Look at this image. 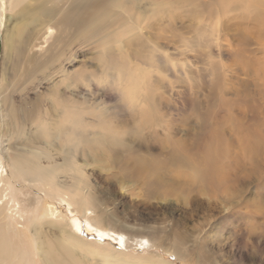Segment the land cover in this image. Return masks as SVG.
Returning <instances> with one entry per match:
<instances>
[{
	"label": "rangeland",
	"instance_id": "374dc122",
	"mask_svg": "<svg viewBox=\"0 0 264 264\" xmlns=\"http://www.w3.org/2000/svg\"><path fill=\"white\" fill-rule=\"evenodd\" d=\"M5 1L0 214L14 205L33 264L39 240L59 264H264V0ZM41 6L70 23L12 47V26ZM72 6L91 11L78 27ZM117 83L140 88L146 109L130 111ZM21 161L68 183L67 164L80 166L77 201ZM44 201L60 222L40 218Z\"/></svg>",
	"mask_w": 264,
	"mask_h": 264
},
{
	"label": "bare ground",
	"instance_id": "6f19581e",
	"mask_svg": "<svg viewBox=\"0 0 264 264\" xmlns=\"http://www.w3.org/2000/svg\"><path fill=\"white\" fill-rule=\"evenodd\" d=\"M14 1V4L15 6L17 4H20L23 0H13ZM114 1V0H112ZM8 2V1H7ZM62 2V1H61ZM60 2V3H61ZM110 2V1H108ZM63 3V2H62ZM61 3V4H62ZM72 3V2H71ZM116 3V2H115ZM5 4H6V1L5 0H0V40L2 42V31H3V15H4V12H5ZM64 4V3H63ZM79 4V3H78ZM91 4V3H90ZM115 5V4H114ZM18 6V5H17ZM60 6V5H59ZM64 6V5H63ZM117 6V5H116ZM40 7V6H39ZM42 7V6H41ZM68 7V6H67ZM88 7V5H87ZM38 8V7H37ZM27 9L26 11V15L23 14L22 18H24V20L27 19V21H22V19L20 18L19 22L15 23L13 26H12V30L11 32L9 33L8 35V39L13 47V45H15V39H18L20 42L24 41L25 43H29L30 39L33 37V34L36 33L37 30H40V29H43L41 28L43 26V24H47L49 23V26H47V28L45 29V33L46 35L50 34L52 31H53V26L50 25V23H54V24H67V20L69 21L70 19L67 17L68 13L67 14V11L62 13L59 17H54V14L52 13V10L51 9H48L45 8V7H42L41 9ZM76 10H77V7H75ZM75 8H73L72 6V9H74L75 13H74V17L72 19L73 20V24L75 26H79L78 22L81 21L82 19H84V16H85V13L89 14L91 11L86 9L85 11H81L79 10L80 12H77L75 10ZM60 9V8H59ZM64 9V7H63ZM62 9V10H63ZM71 9V8H70ZM68 10L69 12H72L71 10ZM84 9V8H83ZM90 9V8H89ZM94 9V8H93ZM64 11V10H63ZM90 11V12H89ZM224 12V11H223ZM58 13V11H57ZM56 14V13H55ZM59 15V13L57 14ZM89 16V15H88ZM93 16V15H92ZM87 17V16H86ZM71 18V16H70ZM90 19V18H89ZM97 20H99L97 18ZM255 21V20H254ZM70 23V21H69ZM73 25V26H74ZM40 26V27H39ZM81 27V26H80ZM79 27V28H80ZM75 28V27H74ZM76 30V29H75ZM41 31H39L40 33ZM38 33V32H37ZM36 33V35H37ZM43 40V39H42ZM19 42V43H20ZM17 44V43H16ZM21 44H24V43H21ZM19 44V47L20 45ZM18 46V44H17ZM18 47V48H19ZM18 50V49H17ZM34 53V52H33ZM81 80V79H80ZM76 107V106H75ZM175 108V107H174ZM98 109V108H97ZM122 109V108H121ZM74 113V112H73ZM73 115V114H72ZM71 115V117H72ZM112 115V114H111ZM70 122V120H69ZM70 124V123H69ZM71 125V124H70ZM72 127V126H71ZM73 128V127H72ZM60 131V130H59ZM62 132V130H61ZM63 134V133H62ZM65 134V133H64ZM63 134V135H64ZM65 136V135H64ZM83 136V135H82ZM53 137V136H52ZM57 137V136H56ZM135 145V144H134ZM71 150V149H70ZM65 151V150H64ZM79 153V152H78ZM75 156L74 155H71L70 157L67 158V160H72V158H74ZM64 159V158H63ZM75 159V158H74ZM29 161V159H27ZM23 161V160H22ZM22 161L19 165H16V167L19 168L20 172L22 175H24L26 177L25 174H27L29 176V179L30 181H33L35 183V181H38L40 182L41 184L45 185L47 187V190L51 193V195L55 194L54 196L56 197V200H60L62 202H65L67 205L72 203V202H75L77 201L76 200V197H77V192H78V188H80V183L81 181L78 180V178L75 176V173L79 172L78 168H80V166L77 165V167L75 168L73 165L71 164H67L70 168V172L71 175H72V179L73 181L68 183V181H63L61 182V180L58 179V177L56 176V174L54 173H51V174H47V176L45 174H42L43 172L40 171H36V172H33L31 171V168L30 169V164L29 165H26V166H23L21 167V164H22ZM78 162V161H77ZM83 162V161H82ZM16 163V162H15ZM84 163V162H83ZM23 165V164H22ZM32 165V163H31ZM60 165V164H59ZM7 166V164H6ZM55 166V165H54ZM66 166V165H65ZM87 166V165H86ZM58 167V166H57ZM9 169V168H8ZM15 169V168H14ZM18 170V169H17ZM18 170V171H19ZM36 170V169H35ZM16 171V170H14ZM17 172V171H16ZM52 172V171H51ZM50 173V172H49ZM57 173V172H56ZM7 174V170H6V167H5V162H4V159H3V155L0 154V182L4 179L5 175ZM59 175V174H58ZM5 185V184H4ZM56 190H58V193H56ZM85 196H88V193H85ZM79 197V196H78ZM38 199L40 198V200L43 201V196H39L37 197ZM1 199V198H0ZM83 202L84 204L86 203L85 199H83ZM4 203V202H3ZM45 201L43 202L42 204V207H41V212H40V218L42 217L43 220L44 219H48V220H52L54 219V221L58 220L57 218H60L62 215H61V212L56 208L54 207L53 205H49L48 203L47 204H44ZM52 203V202H51ZM64 203V204H65ZM7 204V203H6ZM82 204V203H81ZM83 204V206H84ZM72 205V204H71ZM80 205V203H79ZM14 205H6L5 206V209H6V212L4 215L1 213L0 215H3L2 219L4 220L3 223L0 225V264H33V258H32V255H30L31 252H29V248L25 245L24 243V239H18L20 238V236L22 235H19V228H17V216L15 215L14 216V213L10 212L11 208L13 207ZM53 206V207H52ZM18 207H19V204H18ZM16 208V207H15ZM14 208V209H15ZM4 209V208H3ZM17 209L15 210V212H17ZM4 211V210H3ZM13 211V209H12ZM87 210L83 211L84 214H87ZM1 212H2V209H1ZM14 212V211H13ZM75 217V216H74ZM20 218V217H19ZM23 221H25V219L22 218ZM1 221V219H0ZM58 222H60L58 220ZM57 222V223H58ZM25 223V222H24ZM44 223V222H43ZM46 223V221H45ZM55 223V222H54ZM70 227L71 228H75L76 230L78 231H81V226H80V220L79 218L75 217V218H72L71 222H70ZM26 228V227H25ZM21 229V228H20ZM50 231V230H49ZM61 231V230H60ZM9 232H13V234L11 235ZM19 232V233H18ZM25 232V231H24ZM33 232V231H32ZM95 232L99 233V235L101 236H104V235H108L106 231H103V230H99V229H95ZM18 237L15 239H18V240H22L20 242V244H22V242L24 243L23 246L21 245H16L15 244V240L12 238V237ZM123 234L121 233L120 235H118V238H119V241L118 243H122V246H125L126 245V242L125 240L123 239ZM23 237V236H22ZM40 237V236H39ZM62 237V236H61ZM29 240V239H28ZM51 241L54 243H56V241L60 244V249L64 248V250H66L68 253H65V254H68L69 256V253H73V249H72V246L70 244L67 243V241L65 239H60L56 236H53V238L51 239ZM143 241V242H142ZM28 242V241H27ZM148 243L147 240H145L144 238L140 239V243ZM40 243V244H39ZM39 243H38V248H39V254L40 256L43 258L44 260V264H59V262L57 261V258H56V251L54 252V247L49 243V241H40L39 240ZM46 243L49 244V246L47 247ZM57 243V244H58ZM55 244V245H57ZM58 246V245H57ZM31 248V247H30ZM57 249V248H56ZM59 250V248H58ZM64 250H62L61 252H64ZM65 251V252H66ZM75 252V251H74ZM60 253V252H59ZM174 253L176 254L177 253V250L174 249ZM72 256V255H70ZM106 256H109V255H106ZM63 257V256H61ZM60 257V258H61ZM110 257V256H109ZM114 257V256H113ZM120 257V256H119ZM108 259V257H107ZM105 260V259H104ZM109 260V259H108ZM68 261V260H66ZM116 261V259H115ZM65 258L62 259V264H65ZM117 262V261H116ZM105 263V262H104ZM110 263V262H109ZM118 263V262H117Z\"/></svg>",
	"mask_w": 264,
	"mask_h": 264
},
{
	"label": "clouds",
	"instance_id": "9594fccd",
	"mask_svg": "<svg viewBox=\"0 0 264 264\" xmlns=\"http://www.w3.org/2000/svg\"><path fill=\"white\" fill-rule=\"evenodd\" d=\"M117 88L121 90L122 98L130 111L136 112L146 109L140 88H128L125 84L121 85L120 83H117Z\"/></svg>",
	"mask_w": 264,
	"mask_h": 264
},
{
	"label": "water",
	"instance_id": "95a60500",
	"mask_svg": "<svg viewBox=\"0 0 264 264\" xmlns=\"http://www.w3.org/2000/svg\"><path fill=\"white\" fill-rule=\"evenodd\" d=\"M0 42H1V40H0Z\"/></svg>",
	"mask_w": 264,
	"mask_h": 264
}]
</instances>
